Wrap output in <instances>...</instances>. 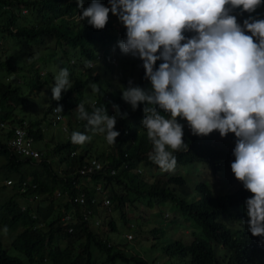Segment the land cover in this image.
Here are the masks:
<instances>
[{
    "label": "trees",
    "instance_id": "16d2710c",
    "mask_svg": "<svg viewBox=\"0 0 264 264\" xmlns=\"http://www.w3.org/2000/svg\"><path fill=\"white\" fill-rule=\"evenodd\" d=\"M22 7L34 13L35 19L30 20L27 15L21 13ZM77 13H81V10L76 0H0V19L3 21L0 27L24 41L21 44L23 48L28 46L27 43L29 47L33 44L44 46L42 48L44 55L34 57V62L40 64L31 67L33 76L24 74L22 67L16 68L11 63L10 55H5L0 60V66H4L6 70L4 80H0V119L4 121L10 119L12 125H22L25 122L35 140L43 139L39 125L44 118L39 120L34 118L27 123L24 117H17L14 111L23 105L27 97L38 94L44 85L50 84V77L54 75L51 73L53 71L51 64L69 69L73 80L71 88L62 93L59 102L52 100V91L50 92L45 115H49L57 104L62 105L63 113L69 115L76 112L79 102H85L88 112H92L94 106H106L110 116L114 111L112 105L117 104L121 112L128 115L126 119L117 117L115 130L120 132V135L117 142L112 144V151L110 153L102 151L101 154L94 155L90 148L84 147L77 153L78 144L71 142L73 131L85 134L89 129L87 121L79 119L76 112L74 114L76 118L69 119L67 123L69 135L64 141L56 144L58 152L66 151L62 159L68 160L62 175L52 173V168L43 153L39 161L24 158L13 153L7 143L0 139V156L6 158V162L1 166L5 179L15 176L19 182L29 177L36 183V189L28 193L45 195V200L48 201L46 205L35 210L27 198L18 191L16 185L10 186L5 183L1 185L0 190L5 191L7 186H10L12 193L0 205V227L6 226L10 230L20 227L21 230L10 245L15 251L14 254L9 253L7 248L4 249L0 238V264H95V252L104 255L107 264H118V261L122 264H264V245L260 243L264 238L253 236L248 231V226H242V221L246 218L245 201L253 195L245 190L242 182L235 178L240 183L237 189L214 194L203 182H197L193 187L189 186V181L181 175L155 176L151 182L141 177L140 170L138 171L140 163L145 166L156 165L149 159L153 145L147 137V130L142 127L144 104L133 111L131 105L122 99L121 89L123 85L127 86L130 80L124 73L115 77H104L100 72L93 75L91 72L94 65L86 66V61L96 60L103 47L112 46L121 36L125 39L126 28L121 23V29H115L110 16L102 30L95 29L87 21L81 20L77 24L75 21ZM32 53L27 54H30V57L33 56ZM132 58L130 56V60ZM46 59L47 62L44 61ZM133 59L131 67L138 71L134 84L150 87V81L145 79L143 62L138 58ZM70 60H74L73 63L70 64ZM98 60L103 61L105 74L114 72L118 67L100 58ZM161 62L157 61V67ZM46 63L51 67L48 66L49 71L44 73L43 81H40V68ZM116 71H120V67ZM130 73H133L132 69ZM11 75L14 76L15 82L12 81ZM132 76L134 78L133 74ZM116 77L118 82L115 83L113 78ZM93 84L97 85L98 91L94 92L92 87H88ZM90 96H94L95 99L87 101ZM73 120L79 127L74 128ZM188 130L184 131L183 138L185 143H189V150L173 153L177 157L178 165H206L214 174L226 170L232 172L231 163L235 160L233 155L235 146L226 147L225 144L220 145V142H216L217 146L212 143L214 136L219 135L218 131L201 137L193 135L190 128ZM71 152L75 154L71 156ZM92 158L106 162L115 173L110 174L109 169H105L103 172L95 173L90 179L84 177L83 180H93L95 185H101L103 192L107 191L112 203L120 209L123 208L124 201H132L134 195L146 197L145 204L148 207L162 206L167 201L170 202L169 205L175 209V214L170 217L167 213V218L174 222L178 221L181 227L187 226L193 239L188 244L173 240L162 247H158L159 240L154 241L150 250L162 251L164 253L162 256L168 260L156 263L153 258L148 259L138 253H127L119 249L112 239L101 237L94 232L88 225V220L84 218L87 207L92 205L91 196L94 195V190H88L86 193L85 205L68 199L78 194L73 184V180L78 179L76 170L82 163ZM26 166L31 169L27 171ZM136 168L137 171H134ZM43 171L48 177L51 176L49 180L42 178ZM115 187L117 189L112 190ZM57 188L60 190V197L66 196L62 209L55 206L53 196ZM16 197L24 200L25 210L22 211ZM90 209H94V206ZM67 213L72 214L73 219L69 224H64L62 217ZM123 220L124 224H127L124 217ZM39 222L46 225V231L38 228ZM184 222L187 223L186 226ZM109 225L116 230L113 222H109ZM68 226L73 227L72 232H68ZM159 230L154 229L158 232Z\"/></svg>",
    "mask_w": 264,
    "mask_h": 264
},
{
    "label": "clouds",
    "instance_id": "9594fccd",
    "mask_svg": "<svg viewBox=\"0 0 264 264\" xmlns=\"http://www.w3.org/2000/svg\"><path fill=\"white\" fill-rule=\"evenodd\" d=\"M109 4L92 0L85 7L84 0H78L79 19L102 30L111 12L126 28V38L118 46L124 55L143 62L150 87L130 79L121 89L122 99L133 111L144 104L142 127L153 145L149 159L162 170L175 169L173 153L189 150L180 119L195 136L218 131L226 138L232 133L231 170L253 194L245 201L249 219L242 222L253 236L264 238V0H109ZM157 61H162L158 67ZM93 65L95 61H86V66ZM69 77L67 68L55 74L52 100L59 102L71 88ZM91 87L98 91L96 84ZM112 107L111 116L106 106L86 111L85 102H79L75 111L91 131L104 134L113 144L120 135L115 130L117 117L126 119L128 114L117 104ZM54 111L63 114V106L57 104ZM214 137L213 141L219 135ZM70 139L83 145L91 137L73 131ZM3 231H8L6 226ZM260 243L264 245V239Z\"/></svg>",
    "mask_w": 264,
    "mask_h": 264
},
{
    "label": "rangeland",
    "instance_id": "374dc122",
    "mask_svg": "<svg viewBox=\"0 0 264 264\" xmlns=\"http://www.w3.org/2000/svg\"><path fill=\"white\" fill-rule=\"evenodd\" d=\"M76 1L78 2V0ZM91 2L92 0H84V5H90ZM100 2L107 7H110L109 0H100ZM24 14L27 15L30 20L35 19V14L31 13L28 9ZM80 14L81 13H77L75 16V21H77V24L81 22V20L79 19ZM109 16L113 19L114 28L120 30L122 25L121 22L118 20V18L113 16L111 13H109ZM39 20L40 18H38V22ZM2 22L3 21L0 19V24ZM0 39L2 40V44H0V60H2L5 55H10L11 63L15 65L16 68L22 67V71L24 72V74L28 76L29 75L33 76V73L30 71L31 67L32 66L37 67L40 64L38 62L37 63L34 62V57L38 55L40 56L44 55L43 54L44 50H42L44 46L43 45L38 46L37 44H33L29 47V43H27L28 46L23 48L21 44L24 41H21L19 38L10 35L7 31L2 29L1 27H0ZM120 40H123L122 36L112 46L103 47L101 51L98 53L101 60H105L107 63H111L113 65H118V67L114 69V72L105 74L103 73L104 72L103 61L95 60V65L93 67V71L91 72L93 75H95L97 72L98 73L100 72L101 74L104 75V77H112V76L115 77L118 74L122 75L124 73V75L126 77H129L132 81L135 80L138 71L134 70L131 67V61L134 59L132 58L130 60V55H124L121 52L118 46V42ZM50 46L52 47L53 45ZM20 49H22L23 51H21ZM32 51H37V52L32 53ZM27 53L30 54L32 53L33 56L29 57L30 54ZM44 61L47 62V59ZM44 65H42V68H40V79H39L40 81H43V78L47 73L46 71H49L48 66L50 64L46 63ZM51 65L53 67L52 68L53 71L51 73L54 75L50 77V84L44 85L38 94H33L32 96L27 97V100L23 103V105H21L18 109L14 111V114L17 117L20 116L24 117L27 123L29 122V120H33L34 118L38 120L44 118L39 125L43 133V139L35 140L34 147L42 151L43 155L46 157L47 162L50 164L52 168V173H57L58 175L59 174L62 175L63 169L66 167L68 160L62 159L65 156L66 151L58 152L56 148V144L61 141H64L66 137L69 135L68 126L66 132H64L61 127L63 124H67L69 119L71 120L76 118L74 116L76 112H72L69 115L68 113H63L64 120L61 121L56 126H51L50 115L48 114L45 115V110L49 105V99L51 94L50 92L52 91V86H54L55 84L54 81L55 74L58 73V71L61 69V67H59V65L57 64L56 65L51 64ZM50 67L51 66H49V68ZM119 67H120V71H116ZM131 69L133 70V73H130ZM5 74H6L5 67L0 66V80H4ZM132 74L134 75V78ZM69 79L72 82L73 75L71 73ZM113 81L115 83L118 82L117 77L113 78ZM88 87H91V85H89ZM94 99H95L94 96L93 97L90 96V99L87 101L90 100L93 101ZM112 115H115V110L113 111ZM8 120L11 121L10 119ZM179 122L184 125V131L188 132L189 127L187 121L180 119ZM9 124H11V122H9ZM75 127H79V126L75 125L74 123V128ZM85 134L89 135L91 139L90 141L85 142L83 145H77V150H76L77 153L83 147L90 148L92 154L94 155H99L102 153V151H104L105 153H110L112 151L113 145L107 143L104 134H101L99 132H93L90 130V128L85 132ZM5 139L6 138L2 137L3 142ZM216 142H220V145L225 144L226 147H233L235 145V141L232 138V133H229V135L226 138H222L219 134V137L213 141V143L217 145ZM5 162H6V158L3 155H1L0 156V187L6 181L4 175L2 174V169H1L2 168L1 166ZM138 167L140 169L136 168L134 171H137V169L138 171L140 170L141 177L147 182L153 181L155 176L181 175L189 181V186L193 187L197 182H203L213 191L214 194L233 191L238 187V182L236 181L233 172H231L230 170H226L225 172L214 174L211 171V169L206 165L177 164L175 169L170 171L162 170L158 165L145 166L142 163H140ZM25 169L28 171L31 168H29V166H26ZM42 178L43 179L47 178L49 180L51 176L48 177L47 173L43 171ZM10 179L17 180L15 176H11ZM86 182L87 184L83 181V179H79L78 181L80 187L93 191L91 189L94 184V181L88 180ZM59 188L55 190V195L53 197L56 208L62 209L66 202V196L64 195L63 197H60L57 195V192L60 191ZM10 189L11 187L7 186L5 191L0 190V205L3 204L4 201L7 199V197L11 195L12 192ZM115 189L117 188L116 187L112 188V190ZM106 192L107 191H105V193ZM94 195L96 198V205H94V209H91L93 211V215L91 216V218H89L88 225L94 232L101 235V237L112 239L113 243L116 246H118L119 249L127 253L129 252L138 253L139 255L146 257L148 259L153 258L156 263L166 262L168 260L164 258V256H162V254H164L162 251L154 250V249L150 250V246L154 241L159 240L158 247H162V245L171 242L173 240H178L188 244L193 239V235L191 234L190 229L186 226L187 224L186 222H184L186 227L183 226L181 227L178 221L174 222L167 218V213L170 214V217H173V215L175 214V209L169 205L170 202L168 201L162 206L148 207L145 204V201L147 200L146 197H138L134 195L132 197L133 200L132 201L125 200L123 203V208L120 209L117 205L112 203L111 200L108 204H105L104 203L105 198L104 196L102 197L101 194L94 193ZM45 197H46L45 195L37 194V200L31 201L30 206H32L33 209L38 210L39 208L47 204L48 201L45 200ZM16 198L21 204V207L24 206L23 204L24 200L21 199V197H16ZM135 198L136 200H134ZM244 211L246 213V205H244ZM123 217L124 219L127 220V224H124ZM95 220H98L99 223H95ZM247 220L248 217L246 215L245 221ZM109 222L114 223V227L116 228V230H113V228L109 225ZM37 225L38 228H41L43 231L47 230V227L44 223L39 222ZM242 226L247 227L248 225L246 223H243ZM3 229L4 228L0 227V238L3 242L4 249L7 248L6 250L9 253L14 254L15 251L10 248V245L12 239L21 229L20 227L13 230L8 229L7 232H4ZM154 229H160V230L158 232V231H154ZM107 263L108 262H106V257L104 255L95 252V264H107ZM118 264H122V263L118 261Z\"/></svg>",
    "mask_w": 264,
    "mask_h": 264
},
{
    "label": "built area",
    "instance_id": "2783aa9c",
    "mask_svg": "<svg viewBox=\"0 0 264 264\" xmlns=\"http://www.w3.org/2000/svg\"><path fill=\"white\" fill-rule=\"evenodd\" d=\"M27 9L25 7H22L21 12L25 13ZM1 43V42H0ZM55 108L52 109L50 113V124L51 126L58 125L61 121L64 120V115L62 113L57 114L54 111ZM59 117V118H58ZM62 130L66 131L67 126L66 124L62 125ZM9 134V136L7 135ZM2 137L6 138L4 142L7 143L9 148L15 153L16 155H19L24 158H31V159H40L42 153L40 150L34 147V137L29 133L27 129V125L24 122L22 125H11L9 122L1 120L0 119V139L2 140ZM3 142V141H2ZM75 153L71 152V156H73ZM105 169H109L110 174H114L115 170L113 168H109L108 164L101 162L98 159L92 158L86 161L85 163H82V165L76 170L77 180H73V184L75 188L78 190V194L74 197H69V201L78 202L79 204L85 205L87 203V192L88 189L82 188L79 186V179H83L86 177L87 179H90L92 175H94L97 172H103ZM85 182V180H83ZM86 183V182H85ZM6 185H16L15 187L18 189V191L24 195L28 202L36 201L37 195L35 194H29L28 191L36 189V183L32 182L31 179H23L22 181H16L13 179H7L5 181ZM87 184V183H86ZM86 186V185H85ZM87 187V186H86ZM92 189L94 190V193L101 194V196L105 198L104 203L108 204L110 202V198L107 195V192H103V188L99 184H93ZM57 195L60 196V191L57 192ZM91 206L87 207L88 210L86 211L87 214L84 215V218L89 220L91 218V215L93 211L90 209L92 206L96 205V198L95 195L91 196ZM32 204V203H31ZM25 205L21 207L22 211L25 210ZM72 214L67 213L62 217V221L64 224H69L72 221ZM95 223H99L98 220H95ZM68 232L73 231L72 226L67 227Z\"/></svg>",
    "mask_w": 264,
    "mask_h": 264
},
{
    "label": "water",
    "instance_id": "95a60500",
    "mask_svg": "<svg viewBox=\"0 0 264 264\" xmlns=\"http://www.w3.org/2000/svg\"><path fill=\"white\" fill-rule=\"evenodd\" d=\"M14 76L13 75H11V79H12V81L14 82L15 81V79L13 78Z\"/></svg>",
    "mask_w": 264,
    "mask_h": 264
}]
</instances>
